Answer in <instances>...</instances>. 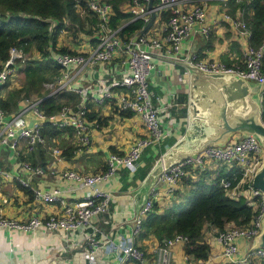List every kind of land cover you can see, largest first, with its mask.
I'll use <instances>...</instances> for the list:
<instances>
[{"label":"built area","instance_id":"obj_1","mask_svg":"<svg viewBox=\"0 0 264 264\" xmlns=\"http://www.w3.org/2000/svg\"><path fill=\"white\" fill-rule=\"evenodd\" d=\"M75 1L78 2V11L81 15L89 11L97 17L95 32L97 42L91 46H81L78 50L68 49L52 56L59 66V75L46 82L45 97L76 92L81 102L77 106L65 105L59 113L53 115H46L40 108L44 97L24 98L19 109L10 113L0 107V152L2 148H6L18 156H26L27 153L35 151L45 139L42 127L47 122L59 128H71L82 146L89 145L95 121L88 118L89 102L103 105L107 101L115 100L118 109L128 110L141 118L146 134L136 140L126 152H111L106 161V168L101 172L82 173L74 169L63 172V177L81 188L89 189L83 200L67 203L58 187L51 190H36L38 200L60 202L63 204V211L47 217L34 215L27 220L0 214V228L36 231L44 227L50 231L62 230L67 234H76L90 227L91 231L86 237L87 249L83 252V257L89 260V264H98L100 254L105 253L116 257L118 264H124L126 260H132L136 264H149L147 253L139 246L135 235L142 231L143 219L154 210L156 194L153 190L152 196H149L134 219L133 238L119 232L105 234L93 224V218L110 212L112 194L100 185L113 178L120 168L136 170L141 164L144 150L164 140L162 113L167 109L156 105L155 95L149 84V77L156 67L153 57L165 56L174 60H186L181 54L183 43L195 34L209 37L214 27L220 23L221 18L210 16L207 11L209 2H222L227 10L222 19L230 22V28L236 35L249 38L251 32L242 17H233L228 12L229 0H130L126 11L132 15L130 21L143 22V27L130 35L122 32L127 23L119 26L111 23L114 16L111 4L103 0H88L82 6V0ZM153 17L155 19L152 26L144 32V28ZM120 54L128 56L127 67L122 74H116L114 80L97 79L85 87L76 86L75 82L81 75L93 70L100 63L111 66L113 58ZM194 55L192 63L204 71L236 72L248 80L264 83V45L260 47L249 45L244 53L243 63L237 66H229L214 59H199ZM28 60L29 54L23 48L14 46L10 49L9 58L1 62L0 90L18 74L19 66ZM117 92L119 96H116ZM262 101L264 104V92ZM27 113L44 119L45 123H36L33 128H28L24 119ZM54 152L60 153L59 149H55ZM263 157L264 146L256 137L236 134L225 146L208 147L196 157H190L165 170L159 178L166 185L167 192L171 194L184 177L197 170H207L209 162L214 163L219 170H226L225 174L229 177L222 178L220 182L226 193L232 198L244 196L255 210V216L248 226L231 224L225 230L219 231L222 256L228 258L232 264H253L255 259L264 261V247H252L264 219V194L253 185L255 173ZM23 166L34 174L44 173L42 167L33 166L28 161H24ZM6 176L11 177L0 164V177ZM18 179L24 185H28L25 179L20 177ZM239 238L245 239L250 248L244 254H241ZM188 240L186 235L177 234L164 244H160L155 250L154 264H177L174 261L172 246L184 245ZM187 259L189 264H206L208 261L188 255Z\"/></svg>","mask_w":264,"mask_h":264},{"label":"crops","instance_id":"obj_2","mask_svg":"<svg viewBox=\"0 0 264 264\" xmlns=\"http://www.w3.org/2000/svg\"><path fill=\"white\" fill-rule=\"evenodd\" d=\"M129 1L122 4L121 8L125 12L128 9ZM207 9L210 16L221 18L220 23L214 27L207 38L195 34L187 39L181 46L182 56L187 59L190 55L195 54L194 56L199 59H214L227 65H241L244 61V53L250 45L249 38L236 35L230 28V22L222 19V15L227 13V10L221 1L209 2ZM236 16L243 17V12L237 9L233 17ZM93 44L91 38L74 39L66 32L58 40V47L71 46L69 47L71 50H78L81 46L86 47ZM32 53L30 54L33 57L39 55L35 50ZM127 57L123 54L117 55L111 62V68L97 66L93 70L87 71L76 80V86L78 88L85 87L97 79L114 80L116 74H122L127 67ZM153 60L156 67L149 77V84L150 90L155 95L156 105L167 109L162 113L164 140L171 137L177 139L184 133L182 130L186 127L188 85L185 83V79L188 77L187 68L179 63H174L172 61L174 59L165 56H154ZM18 77L17 74L11 78L8 85L0 90V96L7 97L10 90L20 87ZM116 90L119 91V89ZM66 93H71L72 97L66 98L64 106H77L81 102V98L76 92ZM116 96H119L118 92ZM88 106L89 113H97V118L93 119L95 121L91 130L92 140L87 146H82L73 133L66 131L54 136L45 135L44 141L39 144L38 148L27 153L26 156H18L6 148L1 149V167L11 176L0 177L1 215L27 220L34 215L47 217L53 213H61L63 211L62 203L38 200L36 190H51L58 187L67 203L83 200L89 189L81 188L73 181L63 177V172L68 169L82 173L101 172L106 168V161L111 152H126L136 140L145 136L146 132L141 118L128 110L118 109L115 100L107 101L103 105L89 102ZM55 149H59L60 153H55ZM24 161L30 162L33 166L42 167L44 173L34 174L27 170L23 166ZM144 164L145 162L142 161L136 170L127 167L120 168L113 178L100 185L101 188L112 194L110 212L93 218V224L97 225L105 234L119 232L133 238L134 219L140 211L136 208L133 191L139 187L143 179H134L132 176ZM205 171L211 173L212 180L218 176L219 168L209 162L208 169ZM127 175L128 178H131L126 180L128 188L122 189L123 178ZM19 177L25 179L28 185H24L18 179ZM198 180L199 171L187 175L178 183L175 192L171 194L167 192L166 185L158 180L153 185L150 195L152 196L153 190L156 194L155 204H158L159 212L185 201L192 188L190 183L194 184ZM90 231V227H86L76 234H67L62 230L50 231L44 227L36 231L0 228V264H89V260L83 257V252L87 249L86 237ZM219 231L208 222L204 224L203 236L212 248L206 264H232L228 258L222 256L223 248L218 238ZM141 233L134 234L135 240L146 251L149 264H154L155 250L160 242L154 234L142 237ZM238 243L241 254L246 253L249 248L248 242L239 238ZM172 251L177 264H189L183 244L173 245ZM100 256L98 264L119 263L113 255L105 253ZM124 264H136V262L126 260ZM253 264H264V261L255 259Z\"/></svg>","mask_w":264,"mask_h":264},{"label":"trees","instance_id":"obj_3","mask_svg":"<svg viewBox=\"0 0 264 264\" xmlns=\"http://www.w3.org/2000/svg\"><path fill=\"white\" fill-rule=\"evenodd\" d=\"M88 0H82V6ZM111 4L114 16L111 23L114 26L126 24L122 29L123 34L130 35L143 27L141 20L132 19L129 12L122 10V4L127 0H103ZM229 12L234 16L237 9L243 12L251 32L249 42L251 46L264 45V0H229ZM237 17V16H236ZM98 19L91 12L81 15L78 11V2L75 0H0V67L1 62L9 58L10 49L14 46L23 48L27 54L36 51L40 58L29 59L19 66L18 74L21 75V84L17 89H12L7 97L0 96V107L7 112L19 109L20 102L27 97H44L40 108L46 115L57 114L64 106L71 93H61L45 97V83L52 81L59 75V66L52 56L56 53L68 51L58 47L59 37L63 33L70 34L74 39L91 38L96 44V28ZM111 68L107 64L98 65ZM232 66V65H229ZM244 66V65H242ZM107 70H105L106 72ZM264 71V55H263ZM186 111V110H185ZM90 120L97 118V113H89ZM264 120V104H263ZM43 134L54 136L62 132H71V128H59L51 123L42 127ZM185 128L182 130V133ZM176 137L167 138L160 144L147 147L141 157L145 162L132 178L144 179L155 161L172 145ZM198 171V170H197ZM225 169L219 170L218 176L212 180L210 172L199 171V180L193 183L185 201L175 204L163 212H159L158 204L154 210L143 219L141 236L154 234L160 244L173 238L177 234L186 235L189 240L184 244L188 256L196 259L208 260L212 251L211 246L205 241L203 227L206 222L220 231L229 225L248 226L255 216V210L247 203L244 196L232 198L221 186L222 178H228ZM122 189H127L131 178L124 176Z\"/></svg>","mask_w":264,"mask_h":264},{"label":"water","instance_id":"obj_4","mask_svg":"<svg viewBox=\"0 0 264 264\" xmlns=\"http://www.w3.org/2000/svg\"><path fill=\"white\" fill-rule=\"evenodd\" d=\"M155 17L144 28L147 31ZM187 68L188 87L186 127L176 141L166 147L155 161L139 187L133 191L139 211L148 200L153 185L163 172L172 166L214 146H225L236 134L256 137L264 146L263 101L264 83L254 82L236 72H207L192 63V55L185 61L173 60ZM26 126L45 123L33 114L24 115ZM253 185L264 194V157L257 169ZM139 214V213H138ZM253 248L264 247V219Z\"/></svg>","mask_w":264,"mask_h":264},{"label":"rangeland","instance_id":"obj_5","mask_svg":"<svg viewBox=\"0 0 264 264\" xmlns=\"http://www.w3.org/2000/svg\"><path fill=\"white\" fill-rule=\"evenodd\" d=\"M69 47H71V46H60L59 48H66V49H69V50H71ZM30 53H32V52H30ZM29 53V59H34V60H36V59H38V58H40V55H37V56H35V57H33V53L32 54H30ZM19 75V74H18ZM19 79H18V83H20L21 84V75H20V77H18ZM48 83V82H47ZM46 84V83H45ZM45 86V85H44ZM33 97H36V96H33ZM163 125H164V123H163Z\"/></svg>","mask_w":264,"mask_h":264}]
</instances>
